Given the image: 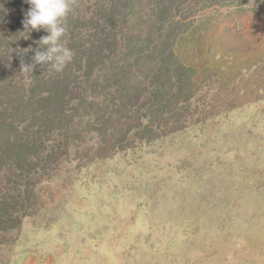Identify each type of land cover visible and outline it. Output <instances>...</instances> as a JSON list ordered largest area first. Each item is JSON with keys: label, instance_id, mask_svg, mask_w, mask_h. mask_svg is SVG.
Segmentation results:
<instances>
[{"label": "rangeland", "instance_id": "374dc122", "mask_svg": "<svg viewBox=\"0 0 264 264\" xmlns=\"http://www.w3.org/2000/svg\"><path fill=\"white\" fill-rule=\"evenodd\" d=\"M70 9L76 56L43 72L61 75L68 116L29 178L0 173V264H264V0ZM165 82L171 105L149 123L143 101Z\"/></svg>", "mask_w": 264, "mask_h": 264}, {"label": "trees", "instance_id": "16d2710c", "mask_svg": "<svg viewBox=\"0 0 264 264\" xmlns=\"http://www.w3.org/2000/svg\"><path fill=\"white\" fill-rule=\"evenodd\" d=\"M6 5L17 7L18 11L16 19H13L9 25L11 33L0 35V48L6 46L5 49H0V173L6 167H10L18 178L23 176L29 178L31 176L30 168L35 160L33 152L39 148L44 149L47 143L46 138L51 134H56V129L62 128L63 118L68 115L64 100L59 96L63 89L60 81L61 75L55 74L48 77L43 75L46 65H36L33 71L29 69L27 73H34L31 83L28 85L19 84L18 80H21L25 73L22 72L21 61L25 64H32L35 52L45 50L39 45V41L49 33H45L41 29L39 31L32 30L34 31L32 35L31 31L27 30V33L22 34L23 30L18 26L24 27L23 21L30 5L26 3V0H7ZM6 5L0 1V25L8 17L5 13V10H8ZM17 41L21 44L17 45ZM74 42L76 39H70L66 46H72ZM139 46L135 47L136 51L139 50ZM12 47L18 53L14 61H11L8 50ZM75 56L73 55V57ZM89 63V60L79 61L82 68L88 67ZM46 85H52L49 92L40 96L36 94V89ZM82 92L83 99L91 96L89 87L84 88ZM170 101L168 82L156 85L151 89L149 98L143 101L149 111L146 117L149 123L154 122L156 116L154 108L170 107ZM120 130L123 128L121 127Z\"/></svg>", "mask_w": 264, "mask_h": 264}, {"label": "clouds", "instance_id": "9594fccd", "mask_svg": "<svg viewBox=\"0 0 264 264\" xmlns=\"http://www.w3.org/2000/svg\"><path fill=\"white\" fill-rule=\"evenodd\" d=\"M26 3L30 8L23 21L24 28L28 32L43 29L49 34L39 41L45 50L35 52L32 64L21 61L22 72L33 71L36 65L63 71L74 55L63 41L67 32L65 20L71 11L70 0H26Z\"/></svg>", "mask_w": 264, "mask_h": 264}]
</instances>
